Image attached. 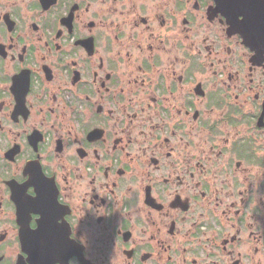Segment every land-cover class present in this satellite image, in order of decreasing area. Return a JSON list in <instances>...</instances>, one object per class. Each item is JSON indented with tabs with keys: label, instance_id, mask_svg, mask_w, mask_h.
<instances>
[{
	"label": "flooded vegetation",
	"instance_id": "obj_1",
	"mask_svg": "<svg viewBox=\"0 0 264 264\" xmlns=\"http://www.w3.org/2000/svg\"><path fill=\"white\" fill-rule=\"evenodd\" d=\"M0 264H264V0H0Z\"/></svg>",
	"mask_w": 264,
	"mask_h": 264
}]
</instances>
